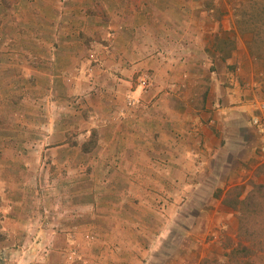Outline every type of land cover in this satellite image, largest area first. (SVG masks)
I'll use <instances>...</instances> for the list:
<instances>
[{
  "label": "crops",
  "instance_id": "0c3cea01",
  "mask_svg": "<svg viewBox=\"0 0 264 264\" xmlns=\"http://www.w3.org/2000/svg\"><path fill=\"white\" fill-rule=\"evenodd\" d=\"M68 1L69 15L62 23L69 29L66 47L62 43L53 59L55 71L47 79L51 84L46 90L40 85L33 89L54 93L61 104L72 94H85L71 126L74 147L57 134L52 149L62 151L59 176L88 178L87 187L77 190L91 194L86 207L91 219L83 230L91 232L92 247L98 250H89L90 255L99 254L103 264H192L187 256H199V264V258L224 251V228L217 225L233 229L234 212L216 197L195 202L191 196L204 190V179L216 174L213 169L229 170L239 157L253 155V138L245 136L254 134L246 110L256 97L238 85L251 78V59L237 62L238 46L227 53L215 48L219 24L197 20L175 25L170 9L161 20L156 0L139 7L132 0H100L104 18L96 12L78 18L74 11L83 9L81 4L94 9L98 0ZM177 1L185 2L183 12L193 9L191 16L206 13L202 0L194 8L188 7L191 0ZM96 26L104 33L90 39ZM80 31L86 43L76 37ZM237 64L244 67L238 78L232 70ZM211 65L215 69L208 72ZM144 71L154 80L145 93L134 81ZM66 77L71 81L67 91L56 81ZM130 96L140 104L128 106ZM91 132L96 133V146L84 150L83 136ZM189 223L193 230L188 232ZM177 225L184 236L178 261L170 251ZM166 239L169 249L163 248Z\"/></svg>",
  "mask_w": 264,
  "mask_h": 264
},
{
  "label": "rangeland",
  "instance_id": "374dc122",
  "mask_svg": "<svg viewBox=\"0 0 264 264\" xmlns=\"http://www.w3.org/2000/svg\"><path fill=\"white\" fill-rule=\"evenodd\" d=\"M238 1L202 0L201 9L207 14L201 17L191 16L192 8L183 12L181 7H186L185 2L155 1L156 7L161 11V20H164L162 14L171 10V17L174 19L172 24L197 20L219 24L216 28L218 37L214 41L215 48L227 53L230 51V42L237 41L235 47H240L236 50L237 62L247 60L248 57L251 59L248 60L247 67L252 76L238 81V85L241 90L256 94H252L251 97H256L255 101L247 105L246 110L248 123L254 134L250 136L245 133V136L249 140L253 138L249 148V154L253 155L248 160L239 157L237 163L233 162L226 168L229 170L213 169L216 174L204 179V190L194 192L191 196L198 202L218 198L224 207L234 212L236 226L225 230V224L217 225V229L224 228V242L221 245L225 250L219 251L220 243L217 241L215 244L219 249L216 251L219 252L215 256L210 254L208 258H199V264H264V152L260 150V137L251 125L252 117L264 115L261 111V105L264 104V70L263 62L250 57L246 49L250 34L240 35L235 26L236 19H239L237 14L243 11L256 14L264 9L260 5L241 7L237 5ZM68 2L0 0V264H103L99 254L90 255L89 250L95 249L92 247L93 237L90 236L91 232L83 230L87 229L86 224L91 219L86 208L91 194L78 191L77 188H84L88 184V178L86 175L78 178L59 176L57 157L62 151L52 149L57 146V134L68 139L69 147H74L71 145L75 137L71 126L76 121V115H80L78 112L82 108L80 105L86 100L85 94H72L64 98L65 101L61 104L63 101L54 93L43 95L38 89H33L40 85L46 90L51 84L47 79L55 71L53 59L62 43L66 47L69 29L62 23L66 22L67 19L64 18L69 15L70 10L66 8ZM90 2L95 3V0ZM101 2L96 1L98 7L94 9L81 4L83 9L78 7L74 11L78 18L83 13L90 12H96L104 18ZM131 2L133 7H139L151 0ZM197 4V0H191L188 7L194 8ZM221 29L226 31L219 33ZM89 32L92 35L90 39L93 36L100 39L104 29L96 26ZM75 35L82 38L83 43L87 42V37H82L84 32L80 31L79 35L76 32ZM222 37H226L229 42L221 43ZM262 38L261 42L264 44V34ZM74 49L80 52L78 45ZM63 50L66 51V48ZM85 56L89 60L94 59L88 53ZM243 68L241 64L232 68L236 72V78ZM211 69L215 67L211 65L208 72ZM141 73L150 80L147 89L139 87L145 93L154 87V80L148 71ZM141 73L135 76L136 83ZM67 78L64 82L56 80L65 91L71 86V81ZM136 99L137 104H140V99ZM64 110L66 113H63ZM95 134L91 132L88 138L83 136L84 150L96 146ZM236 197L238 201H242L237 203L236 210L223 202L234 204ZM186 228L188 232L192 231V223L186 224ZM172 235L175 239L170 244L174 250L170 251H173L172 255L176 253L175 259L178 261L182 258L179 253L183 249L180 248L183 231L177 225ZM165 246L169 249L167 239L163 248ZM246 247L247 250L244 249ZM198 257L187 256L192 258V264H195ZM166 259L167 257L163 258ZM187 261L189 262L188 259Z\"/></svg>",
  "mask_w": 264,
  "mask_h": 264
},
{
  "label": "trees",
  "instance_id": "16d2710c",
  "mask_svg": "<svg viewBox=\"0 0 264 264\" xmlns=\"http://www.w3.org/2000/svg\"><path fill=\"white\" fill-rule=\"evenodd\" d=\"M245 4V5H244ZM238 6H257L260 5L262 9H264V0H239L237 3ZM237 18L235 22V26L238 29L240 35L243 33H249L250 38L246 42V49L250 55L255 59H260L263 62V70H264V44L261 42L262 35L264 34V11L261 13L253 14V12L243 11L236 15ZM259 24V26H256ZM228 40V39H227ZM227 40H223L221 43L227 44ZM260 46V47H259ZM235 48V42L231 41L229 45V49ZM235 203L230 204L228 201H224L225 205L230 207L232 210H236L237 203H241L242 201H238L237 197L234 199ZM247 250V247L244 248ZM248 257V254L246 255Z\"/></svg>",
  "mask_w": 264,
  "mask_h": 264
},
{
  "label": "built area",
  "instance_id": "2783aa9c",
  "mask_svg": "<svg viewBox=\"0 0 264 264\" xmlns=\"http://www.w3.org/2000/svg\"><path fill=\"white\" fill-rule=\"evenodd\" d=\"M91 58L92 55L90 56ZM138 87H140L141 89H147L148 85H149V77L146 76L145 74H140L138 79ZM138 103L137 99H134L132 97L127 98V105L130 107L135 106ZM261 111L264 114V104L261 105ZM251 125L252 127L256 130V132L258 133L259 137H260V150L261 152H264V115L261 116H254L251 118Z\"/></svg>",
  "mask_w": 264,
  "mask_h": 264
}]
</instances>
